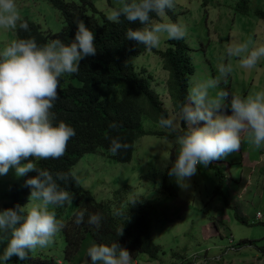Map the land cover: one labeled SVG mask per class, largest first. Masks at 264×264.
Listing matches in <instances>:
<instances>
[{"label":"clouds","instance_id":"9594fccd","mask_svg":"<svg viewBox=\"0 0 264 264\" xmlns=\"http://www.w3.org/2000/svg\"><path fill=\"white\" fill-rule=\"evenodd\" d=\"M174 7L175 0H124L106 19L116 24L120 23L121 16L128 22L139 21L142 27H128L124 38L153 49L159 46L162 37L181 40L186 35L183 24L153 22L150 16L153 13L163 18L166 10ZM23 18L15 0H0V32L15 30L16 33V39L0 47V175L7 174L9 168L17 177L26 176L30 171L36 173L24 181L30 188L28 202L0 209V242L7 241L0 251V264H7L12 256L24 260L33 250L48 247L63 227L49 206L62 207L71 202L72 196L57 180L67 182L75 174L57 172L54 178L36 162L63 156L67 142L75 136L73 127L55 120L51 111L58 96V81L64 74L78 72L81 59L94 56L97 49L93 31L82 21L76 22L73 38L68 43L51 39L38 44L32 37L18 39L17 28L28 31V23ZM41 32L48 36L58 33ZM225 55L238 58L241 68L253 69L264 58V43L233 41L225 47ZM231 70L230 65L219 63L216 78L193 81L185 102L174 114L161 116L157 122L178 146L175 159L163 166L181 189L188 187L198 164L207 166L237 152L242 134L256 149L264 148V89L246 97L219 89L221 80L226 82ZM210 90H215L214 94ZM225 108L230 114L225 113ZM181 121L184 131H180ZM118 126L115 121L108 125L112 129ZM106 138L112 155L129 147L118 136ZM135 200L131 198L129 204ZM258 212L261 211L256 215ZM120 214L114 212V215ZM84 215V211L75 213L74 222H84ZM256 215L257 220H262L263 217L258 219ZM101 221L99 214L89 213L86 222L98 230ZM120 234L121 229L117 235ZM86 254L90 264H130L131 261L129 251L117 241L93 243Z\"/></svg>","mask_w":264,"mask_h":264},{"label":"rangeland","instance_id":"374dc122","mask_svg":"<svg viewBox=\"0 0 264 264\" xmlns=\"http://www.w3.org/2000/svg\"><path fill=\"white\" fill-rule=\"evenodd\" d=\"M93 1L106 16L124 3V0ZM15 2L20 16L39 24L42 31L56 33L63 28L62 14L49 0ZM237 3L238 0H175L173 10L178 22L186 28L185 38L191 46L196 67L190 77L189 88L195 80L216 78L219 75L217 65L224 63L232 70L226 82L221 80L219 89L241 97L264 89V58L257 62L255 68L244 69L239 66L238 58L225 55V47L233 41L264 43V21L259 18L257 21L254 16L255 8H264V0H249L250 9L246 13L238 11ZM97 16L100 22L103 21L100 13ZM166 21L174 22L167 10L165 17H158L153 22ZM13 39H16L15 30L0 32V47ZM167 40L162 37L157 48H166ZM133 61L145 74L152 75V86L160 92L169 115L174 114L176 111L166 88L168 72L163 68L162 58L147 50L135 55ZM70 82L79 83L69 74H64L58 81V87ZM123 84L124 81H117L113 85H104V88L109 97L115 99ZM210 91L212 94L215 92ZM224 111L230 114L228 108ZM154 127L163 130L149 119L145 121L146 130ZM166 136L162 138L151 133L140 138L129 163H114L106 153H89L74 166V173L82 185L91 190L98 200L110 201L113 207H121L135 198L138 203L151 207L150 232L152 239L161 247L158 258L140 252L130 255V264H258L259 261V264H264V222L255 221L258 210L264 213V170L257 177L252 174L254 172L247 173L241 165V146L237 152L213 161L227 172L225 182H228L224 190L230 197V204L237 206L246 216L247 220L243 222L235 216L234 207H226L224 199L215 195L219 178L210 163L207 166L198 164L196 174L188 180V187H179L177 195L162 191L159 183L166 170L163 165L174 160L178 152L174 138ZM245 158L248 156L245 155ZM244 172L251 185H248L250 182H242L243 186L234 195L230 192L233 191L230 187L231 175L240 179ZM23 178L17 177L12 168L7 174L0 175V209H4L7 202L9 185L20 183ZM49 208L57 218L56 207ZM59 235L58 231L48 247L35 249L33 254H49L56 257L60 264H90L87 248L96 242L87 240L80 255L69 262L65 259V240ZM6 243V240L0 242V251ZM13 257L7 264H13Z\"/></svg>","mask_w":264,"mask_h":264},{"label":"trees","instance_id":"16d2710c","mask_svg":"<svg viewBox=\"0 0 264 264\" xmlns=\"http://www.w3.org/2000/svg\"><path fill=\"white\" fill-rule=\"evenodd\" d=\"M49 1L60 10L65 22L64 28L55 35L48 36L41 32L36 23L25 17L23 19L28 23V31L17 28L18 39L32 37L38 44L51 39H60L68 43L73 38L76 22L82 21L93 31L97 49L94 56L81 59L78 72L69 74L70 78L79 81L78 84L70 82L66 86L57 87L58 96L51 109L55 120L63 121L73 127L75 136L67 142L63 156L57 159H41L36 162L37 166L48 170L55 178L57 172L74 173V166L89 153H106L114 163L131 162L140 138L151 133L162 138L168 135L165 130H158L156 127L146 130L145 121L149 119L158 124L161 116L169 115L160 92L152 86V75H147L144 70H140L134 63L133 57L151 50L162 58L163 68L168 72L166 88L176 111L178 106L185 102L190 77L196 69L190 44L184 37L181 40L168 39L166 48L148 49L124 38V32L128 27L134 29L142 27L139 21L128 22L121 16L119 24L109 22L93 0ZM237 9L243 13L248 12L249 0H238ZM168 12L173 16L174 22H178L175 11ZM98 13L102 15L101 22L98 19ZM150 16L153 21L158 18L153 13H150ZM254 16L257 21H259L258 18L264 21V8H255ZM117 81H124V84L119 96L112 99L104 85H113ZM114 121L119 126L115 129L109 128V123ZM184 126V122L181 121L180 131L185 130ZM117 136L129 147L112 155L108 152L109 139L106 137ZM210 164L219 178L215 195L224 199L226 207H234L230 204V197L224 190L227 172L213 162ZM34 175H36L35 171H30L24 176L22 182L9 185L10 189L6 194L8 199L4 203V208L26 204L30 188L24 181L26 177ZM231 180L230 184L235 189L238 179L231 175ZM57 183L72 196L71 202L62 207H56L57 219L63 225L59 236L65 240L66 260L70 262L74 256L80 255L87 240L96 243L117 241L132 256L144 252L153 258H158L161 247L151 236L149 216L151 207L137 201L125 206L113 207L110 201L98 200L91 190L82 185L76 174L74 179L70 176L67 182L57 180ZM159 184L164 193L178 194L179 186L167 175V168ZM234 208L235 216L246 222V216L242 211L237 206ZM80 211L85 213L84 222L76 224L75 213ZM115 211L121 214L114 215ZM89 213L99 214L102 217L101 227L98 230L86 222ZM255 221L264 222V213L262 220ZM120 229L121 234L118 236ZM33 252L34 250L24 260L14 256L13 264H60L54 256L41 253L36 255Z\"/></svg>","mask_w":264,"mask_h":264},{"label":"crops","instance_id":"0c3cea01","mask_svg":"<svg viewBox=\"0 0 264 264\" xmlns=\"http://www.w3.org/2000/svg\"><path fill=\"white\" fill-rule=\"evenodd\" d=\"M242 142L240 144L241 148H243L242 154V162L241 165L244 166L248 174H254L255 177L264 170V148L256 149L254 146H252L249 143V140L245 134H242L241 136ZM245 155L248 156V158H245ZM256 167V169H254ZM256 170V171H255ZM244 175H241V178L238 179V183L236 185V189H234V195L235 193H238V190L241 189L243 186L242 182H250L248 185H251V181L246 178V172H244ZM244 178V179H243ZM245 180V181H243ZM231 185V184H230ZM232 186V185H231ZM247 184L245 185V187Z\"/></svg>","mask_w":264,"mask_h":264},{"label":"built area","instance_id":"2783aa9c","mask_svg":"<svg viewBox=\"0 0 264 264\" xmlns=\"http://www.w3.org/2000/svg\"><path fill=\"white\" fill-rule=\"evenodd\" d=\"M256 217H257L258 219H260V218H262V217H263V215H262V213H261V212H258V213H257V215H256Z\"/></svg>","mask_w":264,"mask_h":264}]
</instances>
